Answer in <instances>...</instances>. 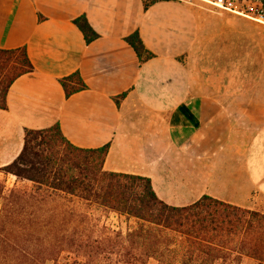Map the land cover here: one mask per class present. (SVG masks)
<instances>
[{"label":"crops","instance_id":"0c3cea01","mask_svg":"<svg viewBox=\"0 0 264 264\" xmlns=\"http://www.w3.org/2000/svg\"><path fill=\"white\" fill-rule=\"evenodd\" d=\"M205 25L174 0H0V49L24 47L33 67L0 109V167L25 128L57 123L77 147L107 144L103 169L148 178L167 205L207 195L264 214V97L204 75ZM133 32L152 58L124 41ZM74 72L86 89L66 98L58 80Z\"/></svg>","mask_w":264,"mask_h":264},{"label":"trees","instance_id":"16d2710c","mask_svg":"<svg viewBox=\"0 0 264 264\" xmlns=\"http://www.w3.org/2000/svg\"><path fill=\"white\" fill-rule=\"evenodd\" d=\"M157 1L143 0V8ZM72 22L86 44L98 37L84 16ZM124 41L141 61L152 58L137 32ZM32 71L24 47L0 49V109L6 108L12 83ZM58 82L66 98L86 89L78 72ZM107 150V144L98 148L71 144L57 123L43 129L25 128L19 154L0 167V173L81 207V220L92 212L122 219L123 230L103 227L108 235L103 254L116 256L117 263L241 264L248 259L264 264L263 213L207 195L187 206L167 205L156 197L148 178L104 170Z\"/></svg>","mask_w":264,"mask_h":264},{"label":"rangeland","instance_id":"374dc122","mask_svg":"<svg viewBox=\"0 0 264 264\" xmlns=\"http://www.w3.org/2000/svg\"><path fill=\"white\" fill-rule=\"evenodd\" d=\"M197 8L206 20L204 75L264 97V26ZM82 214L81 207L0 173V264H121L103 254L108 237L103 227L123 230V220L93 212L81 220ZM94 250L99 254L92 255ZM241 264L257 263L243 259Z\"/></svg>","mask_w":264,"mask_h":264},{"label":"built area","instance_id":"2783aa9c","mask_svg":"<svg viewBox=\"0 0 264 264\" xmlns=\"http://www.w3.org/2000/svg\"><path fill=\"white\" fill-rule=\"evenodd\" d=\"M205 10L241 17L264 26V0H174Z\"/></svg>","mask_w":264,"mask_h":264}]
</instances>
